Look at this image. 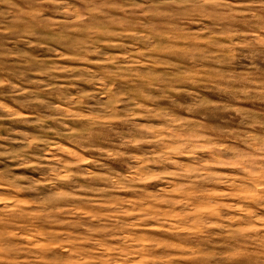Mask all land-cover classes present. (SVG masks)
<instances>
[{
    "label": "rangeland",
    "instance_id": "374dc122",
    "mask_svg": "<svg viewBox=\"0 0 264 264\" xmlns=\"http://www.w3.org/2000/svg\"><path fill=\"white\" fill-rule=\"evenodd\" d=\"M0 264H264V0H0Z\"/></svg>",
    "mask_w": 264,
    "mask_h": 264
}]
</instances>
